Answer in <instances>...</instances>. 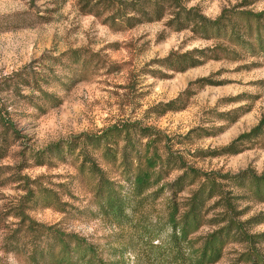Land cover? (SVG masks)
Wrapping results in <instances>:
<instances>
[{
    "label": "rangeland",
    "instance_id": "obj_1",
    "mask_svg": "<svg viewBox=\"0 0 264 264\" xmlns=\"http://www.w3.org/2000/svg\"><path fill=\"white\" fill-rule=\"evenodd\" d=\"M181 2L209 20L220 17L219 35L176 31L170 15L111 27L108 12L101 6L100 16L89 14L84 0H0V106L16 132L3 134L0 127V264H33L34 252L37 264L58 261L60 244L26 232L27 221L15 216L19 209L29 221L91 247L92 255L76 249L72 264H178L165 224L170 195L152 193L180 171L135 198L119 154L105 164L85 147L89 156L83 158L81 139L113 125L153 129L160 153L165 146L202 172L264 174V131L234 141L264 119V0ZM187 52L198 64L176 72L164 62ZM169 102L172 111L162 112ZM56 143L64 147L62 158L36 165L30 154ZM230 144L237 152H222ZM93 163L102 176L90 172ZM103 178L125 199V217L114 216L97 197ZM192 189L184 188L176 201ZM29 192L33 201L25 203ZM239 205L245 210L240 220L264 217V203ZM211 230L204 225L187 239L196 247ZM262 232L264 222L248 227L249 234ZM254 250L264 258V242ZM246 253V244L228 243L214 264H246Z\"/></svg>",
    "mask_w": 264,
    "mask_h": 264
},
{
    "label": "trees",
    "instance_id": "obj_2",
    "mask_svg": "<svg viewBox=\"0 0 264 264\" xmlns=\"http://www.w3.org/2000/svg\"><path fill=\"white\" fill-rule=\"evenodd\" d=\"M84 4L88 8L87 13L96 17L100 16L102 9L99 7L102 6L104 11L108 12L105 19L111 27L130 28L140 23L159 21L165 15H170L168 24L176 31L189 29L190 32L201 37H209L210 35L218 36L222 28L220 17L209 20L194 8L184 7L181 0H84ZM164 62H167L172 70L180 72L185 68L195 66L199 61L194 59L192 52H187L168 56ZM171 104L172 102L164 104L162 112L172 111L169 108ZM5 114H7L6 111L0 106L2 133H11L15 136L16 132L8 118L5 119ZM135 126V124L113 125L98 135L84 136L80 141L83 158L89 156V152L83 150L85 147L91 153L98 151L105 164L113 165L116 153L119 154L120 164L127 173V181L135 198L141 197L151 187L158 186L170 172L180 171L174 180L161 183L152 193L154 197H158L166 190L165 192L170 195L167 200L165 224L169 228L168 238L177 256L178 264L184 262L185 264H214L220 259L222 250L228 243L246 244L247 253L243 258L246 264H264V258L254 250V245L264 242V232L248 233V227L264 222V217L260 220H256L255 217L240 220L245 210L239 209V202L243 201L264 203V174L255 175L249 170L236 174L199 171L187 166L180 156L164 152L165 146L160 148L163 150L160 153L156 144L161 140L153 129L149 127H137L136 129ZM263 131L264 119H261L253 128L239 135L234 141L256 138ZM136 135L137 140L134 139ZM142 139L145 140L144 143L140 142ZM119 142H122V146L117 149ZM66 145L67 152H71L70 146ZM63 148L61 144L56 143L30 155L35 164L40 166L49 162L51 156L62 158ZM222 152L234 154L237 151L230 144L223 148ZM89 169L90 172L93 169V174L102 176V171L95 163ZM192 186L194 189L190 194L184 201L178 203L176 196L184 188ZM96 192L98 198L105 199L107 210L114 216L123 217V210L127 203L125 199L116 194L112 182L104 178L99 180ZM33 196L29 192L25 203L33 201ZM144 197L147 196L144 195ZM210 212L213 214L208 217ZM15 216L21 222L27 221L25 223L26 232L39 236L47 234L50 241H55L57 245L60 244V251H57L58 261L50 260L47 263L43 261L41 264H72L71 254L76 249L77 251L81 249L83 255L93 254L91 247L84 245V242L75 235L65 234L53 226L44 227L29 221L20 209ZM204 225L213 227V230L202 237L200 244L194 247L196 243L188 241L187 238ZM47 247L51 253L55 245L50 244ZM183 252L188 253L185 258H183L185 255ZM34 255L35 252L32 254L31 261L37 264L38 261H35ZM42 257L43 252L39 251L37 259ZM82 264H88V262ZM97 264L104 263L98 260Z\"/></svg>",
    "mask_w": 264,
    "mask_h": 264
}]
</instances>
